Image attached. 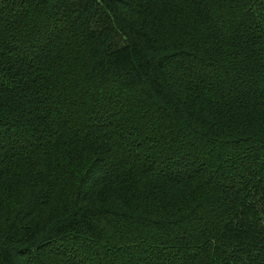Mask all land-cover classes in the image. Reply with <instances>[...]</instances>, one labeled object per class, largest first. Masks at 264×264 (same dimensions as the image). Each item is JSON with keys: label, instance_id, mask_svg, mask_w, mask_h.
<instances>
[{"label": "trees", "instance_id": "obj_1", "mask_svg": "<svg viewBox=\"0 0 264 264\" xmlns=\"http://www.w3.org/2000/svg\"><path fill=\"white\" fill-rule=\"evenodd\" d=\"M0 264H264V0H0Z\"/></svg>", "mask_w": 264, "mask_h": 264}]
</instances>
